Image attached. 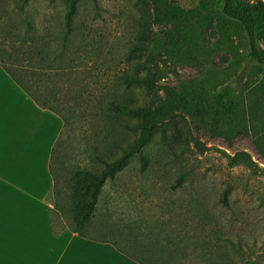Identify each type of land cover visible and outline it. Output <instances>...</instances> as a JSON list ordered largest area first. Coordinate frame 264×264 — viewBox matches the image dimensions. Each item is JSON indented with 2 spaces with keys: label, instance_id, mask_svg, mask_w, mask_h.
Segmentation results:
<instances>
[{
  "label": "rangeland",
  "instance_id": "1",
  "mask_svg": "<svg viewBox=\"0 0 264 264\" xmlns=\"http://www.w3.org/2000/svg\"><path fill=\"white\" fill-rule=\"evenodd\" d=\"M169 1L184 9L199 3ZM96 2L82 1L78 31L68 42V53L80 42L85 46V63L75 65L74 83L54 79L63 90L57 88L59 98L74 109L62 134L59 184L48 197L57 211V229L72 230L74 225L68 176L78 168L99 173L104 162L121 157L137 139L138 122L114 116L108 109L112 100L121 94V100L156 107L166 102L170 90L211 96L231 87L243 107V122L232 139L213 136L209 119H194L186 111L174 114L107 180L87 235L131 254L154 251L161 264H264V155L256 143L264 122V68L249 59L244 35H224L214 22L205 28L197 50L170 53L164 48L169 26L153 22L152 0ZM32 7L40 18L55 15L59 26L64 23L62 0H33ZM143 22L145 43L136 60L142 64L140 73L150 72L153 83L149 89L129 91L119 77L132 66L113 56L128 52ZM1 122L0 132H11L10 143L17 140L18 148L35 144L27 151L29 164L55 138L49 119L32 132L25 120L14 127ZM7 139L0 137V147ZM241 154L245 161L228 157ZM227 187L226 205L221 196Z\"/></svg>",
  "mask_w": 264,
  "mask_h": 264
},
{
  "label": "trees",
  "instance_id": "2",
  "mask_svg": "<svg viewBox=\"0 0 264 264\" xmlns=\"http://www.w3.org/2000/svg\"><path fill=\"white\" fill-rule=\"evenodd\" d=\"M82 1L62 0L64 23L59 26L55 15H44L40 18L37 12L35 14L33 0H0V66L40 108L53 112L63 121L64 129L52 149L50 159L54 189L59 184L56 169L61 159V149L65 144L62 134L69 127L67 114L74 113V109L68 108L59 98L54 79L61 78L66 80L67 84L74 83L73 78L77 74L75 65L86 61L84 55L88 54V50H84L85 46L81 42L74 51L67 52L70 38L78 31L76 19ZM93 1L97 3V0ZM152 9L153 22L169 26L164 48L170 53L197 50L200 46L199 38H202L205 28L215 22L224 35L231 32L242 33L247 43L249 59L264 68L263 1L199 0L195 7L184 9L169 0H152ZM146 32L147 25L143 22L128 52L113 56L115 61L125 59L124 61L132 66L130 70H123L119 77V84L125 90L132 91L144 86L149 89L153 83L150 80V72L143 69L144 73H140L142 64L136 60L142 56ZM121 96L120 94L117 99L112 100L108 109L114 116H123L138 122L137 139L124 150L121 157L104 162V168L99 173L87 168H78L67 178L72 192V231L83 238H90L87 230L92 216L97 211L103 186L109 178L115 177L128 165L132 155L142 151L153 138L159 124L178 112L186 111L194 119H209L212 135L230 141L243 122V107L231 87L214 92L211 96L199 92L170 90L166 102L156 107L147 106L134 99L121 100ZM256 143L264 155V122ZM228 157L231 161L240 157L245 161L247 158L245 154ZM180 182L181 180L178 181L179 185ZM229 195L230 188L227 187L221 196V201L226 205ZM52 211L53 232L59 235L62 230L57 229L54 219L57 211Z\"/></svg>",
  "mask_w": 264,
  "mask_h": 264
},
{
  "label": "crops",
  "instance_id": "3",
  "mask_svg": "<svg viewBox=\"0 0 264 264\" xmlns=\"http://www.w3.org/2000/svg\"><path fill=\"white\" fill-rule=\"evenodd\" d=\"M2 119L13 127L23 120L30 122L31 132L49 119L54 122L50 131L55 138L45 145L36 162L29 164L27 151L34 150L35 144L18 148L17 140L10 143V130L0 132V137L8 138L0 147V264L162 263L154 251L127 253L109 241L83 238L70 229L54 234L52 205L48 201L54 189L50 159L63 121L40 108L0 66V126ZM36 135L34 131L33 140Z\"/></svg>",
  "mask_w": 264,
  "mask_h": 264
}]
</instances>
